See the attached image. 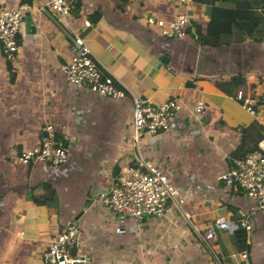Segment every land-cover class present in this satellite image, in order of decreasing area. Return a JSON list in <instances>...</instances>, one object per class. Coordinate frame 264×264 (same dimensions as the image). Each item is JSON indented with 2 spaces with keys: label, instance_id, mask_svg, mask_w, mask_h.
<instances>
[{
  "label": "crops",
  "instance_id": "1",
  "mask_svg": "<svg viewBox=\"0 0 264 264\" xmlns=\"http://www.w3.org/2000/svg\"><path fill=\"white\" fill-rule=\"evenodd\" d=\"M236 1L241 0L73 1L68 22L106 74L128 95L176 103L174 127L152 143L141 139L140 149L179 189L182 213L167 204L163 217H147L133 231L118 234L113 232L114 213L93 199L119 168L133 163L129 99L97 97L65 83L58 63L69 55L67 35L48 12L46 0H30L26 13L34 31H25L22 24L12 62L0 53V264H50L41 253L70 218L77 221V252L87 264H264V211L217 179L237 159L230 153L252 122L232 99L230 77L264 79V70L251 72L246 63L234 68L231 58V51L241 46L251 49L257 62L264 61V0H244L260 20V33L224 35L231 44L216 48L193 41L194 24L204 29L215 10L219 15ZM21 4L0 0L5 8ZM177 14L189 22L183 39H164L146 23L148 16L169 21ZM83 21L89 26L83 27ZM220 52H230L221 58V64L228 61L223 67L214 58ZM198 102L204 111L196 117L192 108ZM45 124L67 147V162L56 168L21 164L17 153L36 145ZM256 145L264 151V138ZM207 160L210 174L186 172L189 164L205 168ZM244 215L251 216L253 227L245 236L248 250L240 251L233 234L219 231L209 241L210 252L218 257L212 259L194 228L202 231L219 216L237 221Z\"/></svg>",
  "mask_w": 264,
  "mask_h": 264
},
{
  "label": "built area",
  "instance_id": "2",
  "mask_svg": "<svg viewBox=\"0 0 264 264\" xmlns=\"http://www.w3.org/2000/svg\"><path fill=\"white\" fill-rule=\"evenodd\" d=\"M183 0H177L180 2ZM47 10L62 25L68 38L69 55L58 63V69L65 83L74 88H84L97 97L111 99L128 98L131 108L129 144L133 163H126L115 175L109 178L107 189L97 194L93 200L101 203L114 213L116 226L114 233L123 234L134 230V226L147 217H163L167 204L182 213L184 198L179 189L167 178V175L148 161L140 149V141L146 143L156 140L159 133L174 127L176 103L166 100L153 103L148 99L128 95L120 83L106 74L92 55L79 30L68 22L73 0H46ZM30 6L21 4L16 8L0 7V53L5 61L12 62L18 51V36L23 24L24 14ZM41 9V8H40ZM42 10V9H41ZM146 23L158 29V36L167 40L183 39L189 26L185 14H177L169 21L146 17ZM83 27L89 26L83 21ZM242 85L236 87L232 99L252 117L261 138H264V79L250 81L243 77ZM204 104L198 102L192 113L202 115ZM17 160L23 165L40 162L56 168L68 160L67 147L56 135L50 124H45L35 146L17 153ZM218 180L228 186H235L255 207L264 211V151L256 149L245 153L233 161L226 171L218 175ZM250 215H244L237 221L219 216L204 225L203 230L195 232L201 243L209 250V241L217 232L234 234L243 229L245 235L252 230ZM77 221L70 218L64 222L63 229L52 236L41 253L42 259L50 264H87L85 255L77 252ZM245 259V253L240 254Z\"/></svg>",
  "mask_w": 264,
  "mask_h": 264
},
{
  "label": "trees",
  "instance_id": "3",
  "mask_svg": "<svg viewBox=\"0 0 264 264\" xmlns=\"http://www.w3.org/2000/svg\"><path fill=\"white\" fill-rule=\"evenodd\" d=\"M73 1H76L77 3L78 0ZM22 3L29 4L30 0H22ZM259 21V18L254 16L253 8L248 1H236L233 9L222 10L219 15H217V11L215 10L214 17L205 24L204 29H202L200 25L194 24L193 41L198 46L209 48H216L226 44L229 45L230 42L223 38L224 35L229 36L232 33V30H235L236 28L239 33L252 36L253 34L261 32V24ZM233 41L236 42V40ZM256 41L258 42L260 39H257ZM230 81L235 89L243 84L244 79L241 75L235 74L231 75ZM258 138H261L258 127L254 122H251L250 125L241 131L240 140L234 150L230 153V156L240 158L245 153L258 149L256 145ZM233 235L239 250L246 252L248 247L243 229H237Z\"/></svg>",
  "mask_w": 264,
  "mask_h": 264
},
{
  "label": "rangeland",
  "instance_id": "4",
  "mask_svg": "<svg viewBox=\"0 0 264 264\" xmlns=\"http://www.w3.org/2000/svg\"><path fill=\"white\" fill-rule=\"evenodd\" d=\"M264 31V29H262ZM260 33V32H259ZM232 34H233V37L236 38L238 35H239V32L236 30H232ZM237 40H240V39H237ZM231 44V43H230ZM185 48H187V44L184 45ZM230 48V47H228ZM219 49H223L222 47H220ZM245 47H241V46H236V49L235 51H231L232 54H234V56H232L231 54V58H232V64L234 65V68H237V65H242V64H247L248 66L251 65L252 67V71L251 72H254V73H261L263 72L262 70H264V61L262 62H257V58L254 56V52L247 50L245 49ZM249 49V48H248ZM234 52V53H233ZM223 55H226V57H229L230 56V52H226V54L224 52H220L219 55H216L214 56L215 59H217V66L218 67H223L224 65L228 64V61L226 59H223L224 61V64H221V58H225V57H222ZM221 65V66H220ZM262 66V68H261ZM217 67H214L213 69H216ZM264 75V74H262ZM213 132L215 133V131L213 130ZM214 135V134H213ZM209 160L206 161V167L205 168H198L192 164H189L186 168V172L187 173H196V172H199V170H201L202 172L205 171V172H208L210 174V164L208 163ZM254 230V229H253ZM260 234H262L264 236V231L263 232H260ZM206 247H204L205 249ZM207 249V248H206ZM205 249V252L212 258L214 259V257L217 255L215 254L214 250L213 252H210L208 251V249L206 250ZM218 259V257H217Z\"/></svg>",
  "mask_w": 264,
  "mask_h": 264
},
{
  "label": "water",
  "instance_id": "5",
  "mask_svg": "<svg viewBox=\"0 0 264 264\" xmlns=\"http://www.w3.org/2000/svg\"><path fill=\"white\" fill-rule=\"evenodd\" d=\"M23 23H24V26H25V31H27L28 29L33 32L34 31V28L31 24V21H30V16L28 15V13H25L24 14V18H23ZM162 61H166V58H162ZM144 219H142L141 221H143Z\"/></svg>",
  "mask_w": 264,
  "mask_h": 264
}]
</instances>
